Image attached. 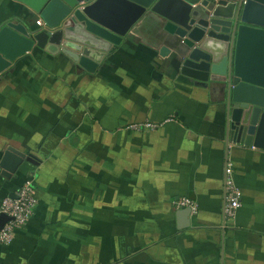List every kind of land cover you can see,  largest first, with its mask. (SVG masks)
<instances>
[{"label":"crops","instance_id":"crops-1","mask_svg":"<svg viewBox=\"0 0 264 264\" xmlns=\"http://www.w3.org/2000/svg\"><path fill=\"white\" fill-rule=\"evenodd\" d=\"M15 19L35 26L41 20L16 0H0V27ZM177 43L148 18L105 59L116 66L105 75L102 66L89 74L36 48L27 56L39 59L48 72L57 64L75 74L64 70L65 80L58 81L61 95L52 99L50 87L43 85L52 78L44 77L43 68L38 74L30 67L31 80L42 90L38 103L29 100L34 93L9 91L11 77H0V161L12 149L37 164L25 162L16 177L5 178L4 186L0 181V202L14 197L27 181L39 201L29 225L12 244L0 245V264H67V248L69 264H109L114 233L120 244H138L139 256L153 263L264 264V151L227 144L224 95L217 88L195 87L181 75ZM24 57L8 71L19 61L26 64ZM103 80L113 86L95 97L94 88ZM68 84L88 98L90 112L82 104L66 106ZM119 84L128 89L120 90ZM53 103L65 109H52ZM134 123L159 127L140 134L126 131ZM229 160L243 206L235 220L226 222ZM180 198L198 206L185 229H179L181 210L172 204ZM97 229H109V235L99 237Z\"/></svg>","mask_w":264,"mask_h":264},{"label":"water","instance_id":"water-1","mask_svg":"<svg viewBox=\"0 0 264 264\" xmlns=\"http://www.w3.org/2000/svg\"><path fill=\"white\" fill-rule=\"evenodd\" d=\"M16 1L44 26L15 19L0 27V77L36 48L95 74L134 27L154 18L178 39L181 75L223 93L227 144L264 151V0ZM25 162L24 154L6 150L3 177H16ZM191 214V208L177 213L179 229L189 226ZM8 220L0 218V229Z\"/></svg>","mask_w":264,"mask_h":264},{"label":"rangeland","instance_id":"rangeland-1","mask_svg":"<svg viewBox=\"0 0 264 264\" xmlns=\"http://www.w3.org/2000/svg\"><path fill=\"white\" fill-rule=\"evenodd\" d=\"M24 58H25L24 60H27L26 64L22 63L23 61H19V63L16 64L13 67L12 70H10V71L5 73L6 74L5 76H10L11 77L10 79H8L10 83L7 84V87H9V91L10 90H12L13 92L16 91V92L22 93L24 95L28 94V93H34L35 96H33V98H30L29 100L31 102H33V103L34 102H36V103L40 102L39 100H37V98H38L37 95L42 93V90L39 89V84H36V82H33L31 80V79H34V78L31 76L33 74H30V72H31L30 67H34L35 66V67H37L40 70L39 73L37 72L38 74H40V73L42 74L41 70L43 68L44 71H45L44 77H47L49 79L52 78V79H50L51 80L50 81V85H48L47 83H44L43 85H46L47 87H50L51 90L49 92H50V96L52 97V99L53 98H58V96L61 95V92H58V90L61 88L60 84H58V81L59 80H63V81L65 80L64 79V73H65L64 70H66V69H63V68L59 69L57 64H53V65L50 66L51 69L48 72L46 70V68L44 67V64L40 63L39 59H37V58L31 59V57L29 55L28 56L25 55ZM114 64H115L114 60H112V58H109L108 61H106L105 63H103L101 65L102 67H101L100 72L103 73L104 75L109 73V72H111L112 68L116 67ZM66 71H68V70H66ZM72 74L75 75L73 71H68V76H72ZM92 78L91 77L88 78V81H90ZM2 80H3V77H2V79H0V83L2 82ZM35 81H38V80H35ZM53 83H56V85L53 84ZM67 83H70V82H67ZM25 85H27L26 87H28V88H25ZM68 85H69V89L72 90L74 96L71 99L70 95H68V93H70L71 91H69V89H67V96H66V100H65L66 101V106L68 107L70 103H72L74 105H77V106H80L82 104L81 108L83 106H86L87 110L90 112V109H88L90 107V105H89L90 103L88 104V101H86V100H88V98H86L84 100L82 98V96H81V93H78L79 90L74 89L75 88L74 84H68ZM110 86H113L111 81L103 80L98 85L99 89L94 88V96L97 97V92H100V93L102 92L101 95L107 94V92L104 91V88H108V87L111 88ZM80 87H81V84H79V86L77 88H80ZM114 88H115V86H114ZM119 88H120V90H122L123 88L124 89L125 88L128 89L123 84H119ZM109 93H111V92H109ZM13 101L18 102L20 100L17 98V99H14ZM8 106H1V108L5 109V108L8 107L7 110H9V108L12 107L10 104ZM51 107H52V109H60V110H64L65 109V108L63 109V105L61 103H53V104H51ZM88 113H86V111H85L84 115H86ZM141 124H145V123H134V124H131V125L127 126L126 131L131 132V133H136V134H140V133H143L145 131H153V130H144V131L136 130L135 127L140 126ZM29 163L31 165H33V166L37 165V164H35V161L33 159L30 160ZM25 165H26V163L23 164V166L20 168L19 171H21V169L24 168ZM0 181L3 183V186L7 182V181H5V177H3V175L2 176L0 175ZM103 230L104 229H97L94 232L97 233L96 235H99V237H102L104 235H109V231H108L109 229L108 230L105 229L104 232L101 233ZM127 230H128V228H126L125 231H127ZM90 234H91V232H89L88 229H84L83 230V235L84 236L85 235L90 236ZM114 235L116 236V238L113 241V243L111 242V244L109 245L110 247H112V251H114V253L110 256L111 260H109V264H128V263L129 264H135V263L136 264H139V263L140 264H160V263L169 264L170 261H166V260H160L159 263H153L152 260H150V262H149L148 259H147L148 256H145V259H142V257L139 256V254L141 253L140 252L141 251V247L138 244H135L133 241H132V243L130 245L120 244L118 239H117L119 236L117 234H115V233H114ZM89 238H91V236ZM116 240H117V242H116ZM100 241H101V243L104 242V240H100ZM101 243H100V245H101ZM68 244L71 247V244L70 243H68ZM128 246L130 247V249H127ZM124 249H125V251H123ZM42 251H46V249L43 250V248H42ZM64 251L66 252V256L68 255L65 258V260L67 261V264H69L70 261H71L72 252L68 253V251H69L68 248L64 249ZM29 253L30 252L27 251L28 255H29ZM152 253L154 255L153 251H152ZM177 261L178 260H176V262Z\"/></svg>","mask_w":264,"mask_h":264},{"label":"built area","instance_id":"built-area-1","mask_svg":"<svg viewBox=\"0 0 264 264\" xmlns=\"http://www.w3.org/2000/svg\"><path fill=\"white\" fill-rule=\"evenodd\" d=\"M38 27H43L42 20L36 22ZM158 125L152 123L141 124L135 127L138 131L156 130ZM225 221L235 220L243 206V192L235 181L234 163L229 160L225 169ZM39 201L33 183L27 181L16 193L15 198L6 197L0 202V218L7 216L9 220L0 229V245H10L15 240L19 231L25 229L38 207ZM175 209L191 208L192 213H197V204L188 199L180 198L173 202Z\"/></svg>","mask_w":264,"mask_h":264}]
</instances>
